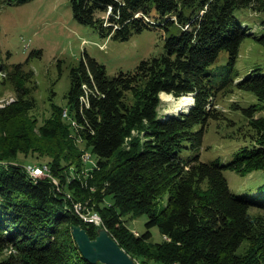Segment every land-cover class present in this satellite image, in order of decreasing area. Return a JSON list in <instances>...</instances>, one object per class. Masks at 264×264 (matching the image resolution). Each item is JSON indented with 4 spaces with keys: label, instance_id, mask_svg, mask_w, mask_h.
Wrapping results in <instances>:
<instances>
[{
    "label": "trees",
    "instance_id": "trees-1",
    "mask_svg": "<svg viewBox=\"0 0 264 264\" xmlns=\"http://www.w3.org/2000/svg\"><path fill=\"white\" fill-rule=\"evenodd\" d=\"M72 8L78 22L117 41L161 29L164 52L112 78L94 59L71 70L68 113L95 160L86 176L66 179L69 167L81 166L79 153L71 154L68 125L62 130L60 107L38 133L29 124L36 103L27 90L0 108V130L13 129L2 131L10 141L0 148V264H92L80 254L73 226L91 239L104 228L130 257H137L136 247L161 264H264V216L250 213H264V181L234 194L224 175L264 169V116L254 106L241 109L250 141L231 161L199 154L208 123L219 119L211 100L237 76L240 45L254 34L245 20L264 13V0H72ZM257 41L264 46V36ZM13 68L12 74L24 72L21 64ZM235 86L264 106L259 69ZM162 93L192 95L194 103L185 113L160 117ZM50 142L54 148L38 147ZM17 153L46 156L36 164L48 165L57 185L30 177L15 162ZM91 212L99 225L81 217ZM121 215H145L143 233L131 236ZM153 227L167 240L151 252L145 242ZM245 242L251 248L239 253Z\"/></svg>",
    "mask_w": 264,
    "mask_h": 264
},
{
    "label": "rangeland",
    "instance_id": "rangeland-1",
    "mask_svg": "<svg viewBox=\"0 0 264 264\" xmlns=\"http://www.w3.org/2000/svg\"><path fill=\"white\" fill-rule=\"evenodd\" d=\"M263 19L264 13H253L249 14V20H245L250 27L249 33L254 34L245 38L240 45L239 57L233 72V75L237 72V76L233 78L232 75V85L220 90L211 100L214 113L219 119L211 120L207 125L203 148L199 153L201 160L229 162L234 158L237 150L247 145L251 131L242 108L257 107L256 116H264V106L258 104L251 93L235 86L243 76L256 68L264 75V46L257 41V38L264 36V26L260 23ZM164 34L167 35L161 29L149 28L134 34L126 41L103 37L92 27L75 19L72 0H13L8 4H2L0 5V108L12 102L17 97V91L27 90L26 97L36 103L29 113V124L33 122L32 129L38 133L40 127L47 126L46 122L52 118L53 109L60 107L62 130L67 124L70 131L71 154L79 153L81 166L80 170L73 166L69 167L66 179L68 181L72 177L86 176L95 163L94 157L85 149L84 142L80 139L79 128L72 120V116L69 113L63 115L64 110L70 112L67 94L70 88L71 70L80 67L87 59H94L105 67L106 74L110 78L119 71H132L142 60L159 56L164 52ZM221 58H226L224 53L221 54ZM17 64L23 66L24 72L15 75L12 72L17 69L13 66ZM11 70L13 71L10 73ZM164 95V99H160L161 104L158 108L160 117L184 112L181 99L185 96L177 98L167 93ZM190 98L185 99L189 107ZM6 130L13 129L10 125L5 130H0V148L5 147L10 141V136L2 132ZM45 145H50L51 148L55 146L50 142L39 144L38 147L45 149ZM47 161L48 158L44 155L38 157L29 153H17L15 160L24 168L32 165L48 166L36 164ZM224 175L234 194L237 193V187L251 191L253 186L264 181V169L246 176H240L226 169ZM48 176L50 180L54 179L50 168ZM54 180L59 181L56 177ZM205 190L204 184L201 186V191ZM250 213L264 216V213L258 210H251ZM96 215L100 219L98 214ZM120 218L131 236L139 237L145 230L144 223L147 220L145 215L138 218L121 215ZM99 219L97 225L101 222ZM151 234L150 240L145 242V248L153 252L156 244L167 239L161 236L156 227L151 229ZM250 248L251 244L245 242L239 253H245ZM133 250L137 251L135 255L137 257H131L136 264H161L150 256L153 255L152 253L148 255L144 249L136 247H133Z\"/></svg>",
    "mask_w": 264,
    "mask_h": 264
},
{
    "label": "water",
    "instance_id": "water-1",
    "mask_svg": "<svg viewBox=\"0 0 264 264\" xmlns=\"http://www.w3.org/2000/svg\"><path fill=\"white\" fill-rule=\"evenodd\" d=\"M71 233L82 257L92 264H136L104 228L94 239L81 226H73Z\"/></svg>",
    "mask_w": 264,
    "mask_h": 264
},
{
    "label": "built area",
    "instance_id": "built-area-1",
    "mask_svg": "<svg viewBox=\"0 0 264 264\" xmlns=\"http://www.w3.org/2000/svg\"><path fill=\"white\" fill-rule=\"evenodd\" d=\"M63 115H68V112L66 110H64ZM25 170H27L30 177L44 178V177H48L49 168H48V166H45L44 168H36V167H32V166H26ZM81 217L85 221L93 222L97 225L96 218H95V212H91L89 214L81 215Z\"/></svg>",
    "mask_w": 264,
    "mask_h": 264
},
{
    "label": "bare ground",
    "instance_id": "bare-ground-1",
    "mask_svg": "<svg viewBox=\"0 0 264 264\" xmlns=\"http://www.w3.org/2000/svg\"><path fill=\"white\" fill-rule=\"evenodd\" d=\"M165 93H162L161 94V99H164V97H165V95H164ZM188 97H191L190 95L189 96H185L184 98H182L181 100V102H182V108H184L185 110L184 111H186V109L189 107V103L187 102V100H188ZM185 99H187L186 101H185ZM190 103H192V97L190 98ZM180 102V103H181ZM183 110V109H182ZM66 116V115H65ZM32 167H36V168H44L45 166H33L32 165ZM28 173V172H27ZM30 176V175H29ZM77 176V175H76ZM48 177H50V176H48ZM33 179H38L39 177H32ZM55 179V178H54ZM51 180L54 184H57V182H56V180ZM95 218H96V223H99L97 220L99 219L98 217H97V215H96V213H95ZM100 220V219H99ZM174 264H176V263H174Z\"/></svg>",
    "mask_w": 264,
    "mask_h": 264
},
{
    "label": "clouds",
    "instance_id": "clouds-1",
    "mask_svg": "<svg viewBox=\"0 0 264 264\" xmlns=\"http://www.w3.org/2000/svg\"><path fill=\"white\" fill-rule=\"evenodd\" d=\"M191 97H192V96H191ZM193 103H194V100H193V97H192V103L190 104V107L193 105ZM190 107H188V108L186 109V111H184L183 113L187 112V111L189 110Z\"/></svg>",
    "mask_w": 264,
    "mask_h": 264
}]
</instances>
